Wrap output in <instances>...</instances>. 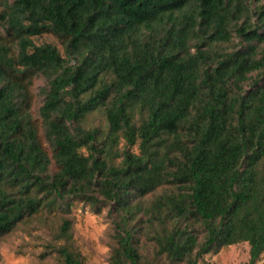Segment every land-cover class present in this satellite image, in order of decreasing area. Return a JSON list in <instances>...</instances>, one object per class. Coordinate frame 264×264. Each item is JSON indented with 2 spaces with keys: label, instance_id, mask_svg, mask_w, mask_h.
Here are the masks:
<instances>
[{
  "label": "trees",
  "instance_id": "obj_1",
  "mask_svg": "<svg viewBox=\"0 0 264 264\" xmlns=\"http://www.w3.org/2000/svg\"><path fill=\"white\" fill-rule=\"evenodd\" d=\"M263 45L250 0H0V239L49 222L41 259L84 264L80 203L106 210L109 264L240 242L259 264Z\"/></svg>",
  "mask_w": 264,
  "mask_h": 264
},
{
  "label": "rangeland",
  "instance_id": "obj_2",
  "mask_svg": "<svg viewBox=\"0 0 264 264\" xmlns=\"http://www.w3.org/2000/svg\"><path fill=\"white\" fill-rule=\"evenodd\" d=\"M250 2L253 5H264V0H250ZM33 40L36 44L43 42L57 44V41L49 35ZM57 46L61 49L59 44ZM44 84L43 78H38L34 82L33 90L36 95L32 107L34 115H37L38 107L42 103V94L39 90ZM133 150L136 151L135 148ZM73 218L74 241L84 258V264H109V245L106 236L110 220L106 217V210L94 214L88 207L78 203L73 209ZM49 238V222L41 224L31 220L21 224L13 233L0 239V264H56L53 257L44 259L40 257ZM248 262L247 242L223 246L217 251L203 255L202 260H199V264H248ZM259 264H264V252L261 254Z\"/></svg>",
  "mask_w": 264,
  "mask_h": 264
}]
</instances>
